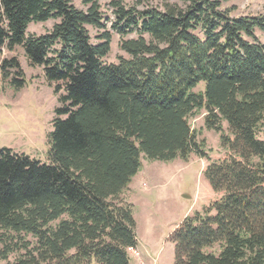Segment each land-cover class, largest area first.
<instances>
[{"label": "trees", "instance_id": "16d2710c", "mask_svg": "<svg viewBox=\"0 0 264 264\" xmlns=\"http://www.w3.org/2000/svg\"><path fill=\"white\" fill-rule=\"evenodd\" d=\"M72 1L0 0V53L22 46L55 92L65 90L48 163L0 148V259L130 264L138 236L121 195L143 155L210 159L189 122L205 109L228 152L204 170L222 196L172 233L174 264H264V14L232 17L222 9L230 0L143 10L114 1L112 27L130 57L105 63L111 33L94 43L88 30L106 27L98 0H83L86 10ZM49 19H59L50 31L27 34L31 22ZM12 69L18 90L25 72L17 57L4 58L0 73Z\"/></svg>", "mask_w": 264, "mask_h": 264}, {"label": "rangeland", "instance_id": "374dc122", "mask_svg": "<svg viewBox=\"0 0 264 264\" xmlns=\"http://www.w3.org/2000/svg\"><path fill=\"white\" fill-rule=\"evenodd\" d=\"M114 1H120L127 8L136 7L140 10L146 7L164 9L167 5H185L182 0H98L106 27L99 29L89 25L88 30L94 43L100 41L99 37L105 31L111 33V50L102 59L105 63H118L122 57H130L120 47L121 35L112 27L116 20L112 5ZM72 3L79 9L88 8L83 0H73ZM222 9L229 10L232 17L262 15L264 0H230L223 3ZM58 21L49 19L31 22L27 34H44ZM257 34L264 41L259 30ZM137 36L136 32H132L126 38ZM14 56L19 59L25 72L26 83L17 90L11 84L15 70L9 71L10 77L0 73V148H11L16 153L48 163L49 133L53 129L55 110L60 106L59 99L65 90L55 92L57 83L49 84L43 66L32 65L22 46L12 51L4 48L0 53V65L4 58ZM204 85V82L200 83L196 90H202ZM206 114L205 109L195 111L190 115L189 122L198 139L204 140L210 159H223L228 152L222 145L221 134L206 126ZM222 124L224 133L230 135L227 123ZM261 138H264L263 134ZM210 159L197 153L191 154L186 160L180 157L154 160L142 156L140 170L121 195L123 200L133 205L138 236L136 249L140 256L137 257L129 250L130 264L175 263L172 233L186 216L203 211L222 196V193L213 190L204 174ZM27 238L34 241L31 236ZM18 255L13 253L8 260L0 259V264L12 262Z\"/></svg>", "mask_w": 264, "mask_h": 264}, {"label": "built area", "instance_id": "2783aa9c", "mask_svg": "<svg viewBox=\"0 0 264 264\" xmlns=\"http://www.w3.org/2000/svg\"><path fill=\"white\" fill-rule=\"evenodd\" d=\"M129 250L132 251V253H133L134 255H136L137 257L140 256V254H139V252L137 251L136 248L131 247V248H129Z\"/></svg>", "mask_w": 264, "mask_h": 264}]
</instances>
